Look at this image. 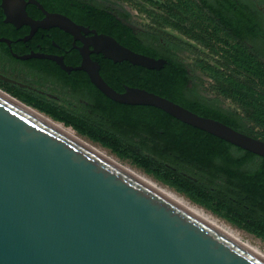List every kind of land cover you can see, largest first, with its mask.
Listing matches in <instances>:
<instances>
[{
    "label": "water",
    "instance_id": "95a60500",
    "mask_svg": "<svg viewBox=\"0 0 264 264\" xmlns=\"http://www.w3.org/2000/svg\"><path fill=\"white\" fill-rule=\"evenodd\" d=\"M18 2L25 0H3V6ZM21 16L32 27L59 28L77 39L88 32L61 14L45 12L44 20L34 22L22 7ZM95 38L115 46L112 50L90 44L94 53L115 63L128 61L150 70L167 63L133 52L109 36ZM80 52L83 63L77 69L87 72L92 84L111 100L156 107L264 158L263 141L224 123L143 89L116 92L101 77L86 43ZM132 93L145 99H133ZM0 264H264V257L0 91Z\"/></svg>",
    "mask_w": 264,
    "mask_h": 264
},
{
    "label": "flooded vegetation",
    "instance_id": "af4514ba",
    "mask_svg": "<svg viewBox=\"0 0 264 264\" xmlns=\"http://www.w3.org/2000/svg\"><path fill=\"white\" fill-rule=\"evenodd\" d=\"M22 7L34 22L44 20L45 12L61 14L88 32H82L77 39L59 28L32 27L21 16ZM144 7L140 0H135L133 7L124 0H25L6 9L0 0V91L60 106L85 107L91 114L94 97L102 98V93L87 72L77 69L83 63L80 49L84 43L92 61L99 65L101 77L112 89L123 94L127 87L137 88L121 81L122 70H112L111 74L103 70L108 59L102 53H94L90 44L95 37L105 35L133 52V47L144 51L138 54L153 58L149 55L153 53L162 60L168 57L177 61L187 76V97L196 96L206 106L225 114H237L248 127L249 121L239 111L205 95L206 78L191 62L199 57L180 44L189 40L179 35L174 26L141 18ZM178 10L185 14L187 28L221 30L248 51L249 59L264 65V0H180Z\"/></svg>",
    "mask_w": 264,
    "mask_h": 264
},
{
    "label": "trees",
    "instance_id": "16d2710c",
    "mask_svg": "<svg viewBox=\"0 0 264 264\" xmlns=\"http://www.w3.org/2000/svg\"><path fill=\"white\" fill-rule=\"evenodd\" d=\"M149 55L160 59L156 54ZM261 55L264 57V47ZM165 59L167 63L160 70L128 61L115 63L111 59L102 64L103 70L110 74L112 70H122L121 81L130 86L260 140L255 130L243 124L241 116L206 106L196 96L187 97L188 81L183 65ZM100 95L102 98L93 99L91 114L85 107L72 111L67 105L12 96L112 149L193 203L264 240V158L187 125L156 107L125 105ZM80 111L84 114L79 115Z\"/></svg>",
    "mask_w": 264,
    "mask_h": 264
},
{
    "label": "rangeland",
    "instance_id": "374dc122",
    "mask_svg": "<svg viewBox=\"0 0 264 264\" xmlns=\"http://www.w3.org/2000/svg\"><path fill=\"white\" fill-rule=\"evenodd\" d=\"M127 4L134 6L135 0H124ZM140 0L145 7L140 11L141 18L146 21H160L168 26H174L175 31L189 42L180 44L189 53L197 54L199 58L192 59L193 66L206 78L205 95L212 99H220L231 110H237L243 114L248 122V127L255 130L258 139L264 140V65L253 58L247 57L248 52L244 47L238 46L233 40L225 36L221 30L213 28H193L189 29L184 25L187 21L185 14L178 10L180 0ZM173 4L174 7L171 5ZM11 97L18 98L10 95ZM41 116L58 124L62 128L81 137L83 140L95 145L106 151L111 156L119 160L124 165L137 170L146 175L161 186L174 191L184 197L193 205L198 206L227 224L238 232L245 242L256 247L264 254V240L258 238L228 221L216 216L205 208L193 203L185 195L178 193L175 189L170 188L158 181L153 175L146 173L143 169L134 165L130 160L120 157L110 148L103 147L101 144L93 142L86 136L78 134L72 127H66L64 123L52 119L45 113L29 106L20 101ZM72 111L75 107L70 108ZM84 114L80 111L79 115Z\"/></svg>",
    "mask_w": 264,
    "mask_h": 264
},
{
    "label": "bare ground",
    "instance_id": "6f19581e",
    "mask_svg": "<svg viewBox=\"0 0 264 264\" xmlns=\"http://www.w3.org/2000/svg\"><path fill=\"white\" fill-rule=\"evenodd\" d=\"M46 24H49V22L46 23ZM92 41H93V43L97 44L98 47H101V48L109 47V48H112V50H116L115 46L113 44H111V45L107 44L105 46L104 45L105 44L104 41H102L99 38L93 39ZM93 67L94 66L92 65L91 68H93ZM131 97L133 99H137V100H138V98H142L140 96H137L134 93L131 94ZM142 99H145V98H142ZM146 100H148V99H146ZM30 110L33 113H35L36 115L40 116V118H42L43 120L48 122L50 125H52L56 130H58L59 132L63 133L64 135H66L70 139L74 140L75 142L81 144L83 147H85L86 149L90 150L92 153L96 154L97 156L101 157L102 159L108 161L109 163H111L115 167L119 168L121 171H123L124 173H126L127 175L132 177L133 179H135L138 182L144 184L145 186L149 187L150 189L154 190L155 192L159 193L160 195L166 197L167 199L171 200L172 202L176 203L177 205L183 207L184 209L188 210L189 212H191L194 215L198 216L199 218L203 219L207 223L211 224L215 228H217L220 231L224 232L228 236L232 237L236 241L240 242L244 246L248 247L252 251L256 252L260 256L264 257V254H262L256 247L252 246L248 242H245L242 239V237H240L238 232H236V230H234L233 228L229 227L227 224L221 222L217 218L213 217L211 214H209L208 212H206L202 208L193 205L191 202H189L184 197L178 195L174 191L169 190L168 188H165V187L161 186L157 182L153 181L152 179H150L146 175L138 172L137 170L129 167L128 165H124L123 163H121L119 160H117L116 158L111 156L106 151H104V150L96 147L95 145L83 140L81 137H79V136L75 135L74 133L62 128L58 124H56V123L52 122L51 120L41 116L40 114L36 113L32 109H30Z\"/></svg>",
    "mask_w": 264,
    "mask_h": 264
}]
</instances>
